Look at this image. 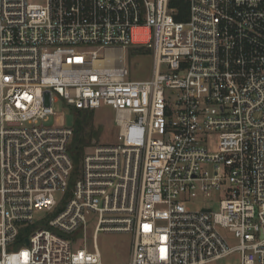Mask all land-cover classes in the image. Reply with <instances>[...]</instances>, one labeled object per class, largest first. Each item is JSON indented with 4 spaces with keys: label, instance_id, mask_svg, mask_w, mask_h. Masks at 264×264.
<instances>
[{
    "label": "built area",
    "instance_id": "obj_1",
    "mask_svg": "<svg viewBox=\"0 0 264 264\" xmlns=\"http://www.w3.org/2000/svg\"><path fill=\"white\" fill-rule=\"evenodd\" d=\"M187 1L177 20L171 0H0V264H264V0ZM141 48L153 73L132 80ZM60 102L119 130L74 183ZM100 232L129 234L130 260L103 262Z\"/></svg>",
    "mask_w": 264,
    "mask_h": 264
},
{
    "label": "rangeland",
    "instance_id": "obj_2",
    "mask_svg": "<svg viewBox=\"0 0 264 264\" xmlns=\"http://www.w3.org/2000/svg\"><path fill=\"white\" fill-rule=\"evenodd\" d=\"M35 2H42V0H33ZM116 53L119 50H115ZM129 55V56H128ZM126 54V60L132 67V80H146L152 76L153 73V58L150 54H134L132 50L129 54ZM130 65V64H129ZM55 111L57 115L50 117V120L47 122L49 126H59L67 128H75L77 124V117L75 110L66 104L60 102L55 105ZM59 119V120H57ZM81 120L84 121L83 130L81 135L86 137L87 145L84 151L90 149L91 146L106 141H115L118 134V127L115 121V111L110 107H102L97 109L92 113H82ZM209 145L212 150L216 147V137H211L209 139ZM82 161V160H81ZM77 177V176H76ZM60 198V195L57 194V199ZM203 206H211L214 211L220 210V200L217 201H193L191 207L194 210H198ZM46 216V212H40L35 214V218L41 219ZM45 227L46 224L41 222L31 227L30 230H33L37 227ZM95 223L91 222L88 229V245L91 251H93V241L92 235L94 232ZM221 233L228 238H232V243L235 244L233 236L224 229H220ZM98 249L102 255L103 262L105 263H123L128 262L131 257L132 249V238L127 233L122 232H100L97 237ZM214 264H239L238 254L230 255L226 258H223L217 261Z\"/></svg>",
    "mask_w": 264,
    "mask_h": 264
},
{
    "label": "trees",
    "instance_id": "obj_3",
    "mask_svg": "<svg viewBox=\"0 0 264 264\" xmlns=\"http://www.w3.org/2000/svg\"><path fill=\"white\" fill-rule=\"evenodd\" d=\"M170 5L178 10L175 16L177 20L187 19L189 13V4L187 0H171ZM132 52L136 55L151 53L150 50L144 48L134 49L132 50ZM75 113L77 117V124L74 128L75 135L71 146V153L75 162V172L72 179V183H74V179L79 174L81 160L85 152V147L87 145L86 137L84 135H81V132L83 130V124L85 123L83 120L80 119L82 113H86V111L84 112L80 110H75Z\"/></svg>",
    "mask_w": 264,
    "mask_h": 264
},
{
    "label": "water",
    "instance_id": "obj_4",
    "mask_svg": "<svg viewBox=\"0 0 264 264\" xmlns=\"http://www.w3.org/2000/svg\"><path fill=\"white\" fill-rule=\"evenodd\" d=\"M26 243H27V244L29 243V240H28V239L26 240Z\"/></svg>",
    "mask_w": 264,
    "mask_h": 264
}]
</instances>
